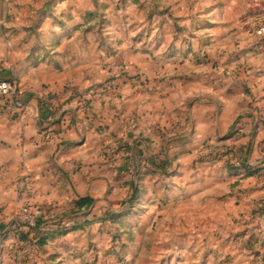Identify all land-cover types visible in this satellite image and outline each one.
<instances>
[{
	"label": "crops",
	"instance_id": "crops-1",
	"mask_svg": "<svg viewBox=\"0 0 264 264\" xmlns=\"http://www.w3.org/2000/svg\"><path fill=\"white\" fill-rule=\"evenodd\" d=\"M257 3L264 0H62L39 24L44 0H0V76L12 64L19 78L16 97L0 96V232L24 205L39 208L47 228L79 224L44 242L8 230L0 264L118 260L111 246L125 242L126 257L138 231L147 245L153 232L175 229L168 217L202 211L253 227L245 249L264 264ZM134 23L150 32L128 33ZM106 49L126 66H105ZM214 145L260 170L236 172L227 155L202 159ZM135 186L130 212L100 218L122 210ZM84 195L94 204L71 211Z\"/></svg>",
	"mask_w": 264,
	"mask_h": 264
},
{
	"label": "rangeland",
	"instance_id": "rangeland-1",
	"mask_svg": "<svg viewBox=\"0 0 264 264\" xmlns=\"http://www.w3.org/2000/svg\"><path fill=\"white\" fill-rule=\"evenodd\" d=\"M13 1V0H11ZM253 12L264 19V4L257 3L253 6ZM137 23H134L136 25ZM137 26V25H136ZM131 26L128 33L133 31L135 35L142 32H150V27L146 26L139 30L137 26ZM61 33L54 35L56 44L60 43ZM51 36L52 33H51ZM50 36V37H51ZM60 38V39H59ZM22 39V38H21ZM26 40V39H25ZM54 40V39H53ZM17 39L8 38L7 44L14 48ZM22 41V40H21ZM20 41V44L22 43ZM11 42V44H10ZM112 48L115 45L112 44ZM36 46H33V48ZM110 54L106 49L105 66H126L122 57ZM121 59V60H120ZM59 64V62H57ZM130 61H128V66ZM114 77H110L112 79ZM232 217V216H231ZM230 216L213 215L211 218L203 211L195 216L178 215L168 217L172 230L167 227L163 236L153 232L150 244L142 242V231L137 232L136 242L126 257L118 260L111 259L103 262L89 264H260L253 258L251 253L246 250L244 239L245 234H251L253 227H238L237 222ZM238 223L242 224L244 216H238ZM233 219V222H232ZM174 222V223H173ZM178 223V224H177ZM253 226V225H252ZM236 233H243L239 237ZM87 264V263H86Z\"/></svg>",
	"mask_w": 264,
	"mask_h": 264
},
{
	"label": "trees",
	"instance_id": "trees-1",
	"mask_svg": "<svg viewBox=\"0 0 264 264\" xmlns=\"http://www.w3.org/2000/svg\"><path fill=\"white\" fill-rule=\"evenodd\" d=\"M60 1L62 0H44V4L39 11V15H40L39 20H38L39 24L42 22V20L46 16L52 13L53 7L56 4H58ZM93 1L96 6L99 5L100 0H93ZM109 51H110V54L116 53V50L114 49H111V50L109 49L108 52ZM238 120H239V116L236 119V122ZM236 131L237 130L232 129L226 135H233L234 133H236ZM224 148L225 149H223L220 146H216V145L210 146L207 154H203V156L201 157L202 159H204L206 158L205 155H207L208 160H219L223 155H227L228 152L233 153V150L231 149L230 146H225ZM233 157H234L233 155H228L227 157L228 159L226 161H227V165L231 167L232 169H235L236 172H239V173L243 172L247 175L248 174L250 175L260 170V166L250 164L247 161H243L241 164H236ZM161 165L164 166L163 164ZM137 193H138V186H135V190L132 196L123 202L124 208L122 210H120L119 212H115V213L106 212L105 214L101 215L100 218H103V219L116 218V217H120L130 212L131 206L136 200ZM94 201L95 199L89 195L79 196L78 198L73 200V208L71 211L88 210L94 204ZM255 211H260L261 213H264V206H258V208ZM7 225L8 226H4V228L0 232V243H1L2 236H4L6 232L11 229H14L19 234L21 239H27L28 243H30V239H29L30 232L36 233L35 237L37 238V241L44 242L51 235L66 233L70 229H73L79 226V224H72L70 226L59 224L56 227L54 226V227L47 228L45 224H42L39 221L36 226H31L28 223L21 222L19 218L12 219ZM11 225L12 226L14 225V227H12ZM43 225L45 226V228H41ZM7 227H9V229H7ZM20 227H26L27 230L25 231L21 230ZM126 248L127 246L125 242H123L120 244L119 248H115L114 246H111L108 251L116 253L120 259L124 257V252L126 251ZM256 253L257 255H259L258 251ZM261 258L264 261V256H261Z\"/></svg>",
	"mask_w": 264,
	"mask_h": 264
},
{
	"label": "built area",
	"instance_id": "built-area-1",
	"mask_svg": "<svg viewBox=\"0 0 264 264\" xmlns=\"http://www.w3.org/2000/svg\"><path fill=\"white\" fill-rule=\"evenodd\" d=\"M256 33L262 38V41L264 42V19L259 22ZM9 66L11 68V75L8 77L0 76V96L2 97H16L18 95V73L14 69L12 64H10ZM15 102L17 106H23V102L20 99H16ZM228 155H232V152H228L227 156ZM234 161L236 162V164H241L243 162V160L238 157H234ZM39 212L40 210L37 207L24 205L21 208V215L19 219L21 222L28 223L31 226H36L38 224V216L40 214ZM41 228H45V226L43 225Z\"/></svg>",
	"mask_w": 264,
	"mask_h": 264
}]
</instances>
